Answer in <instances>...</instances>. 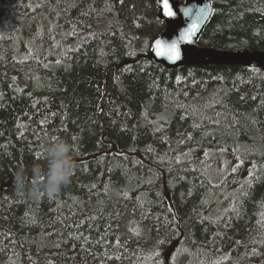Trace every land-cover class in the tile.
<instances>
[{
    "label": "trees",
    "instance_id": "trees-1",
    "mask_svg": "<svg viewBox=\"0 0 264 264\" xmlns=\"http://www.w3.org/2000/svg\"><path fill=\"white\" fill-rule=\"evenodd\" d=\"M209 1L198 46L264 49V0ZM32 2L72 37L106 4L117 24L56 60L0 38V264H184L188 250L264 264V71L152 62L155 0ZM53 136L75 167L50 197L37 172ZM212 144L240 161L216 182L194 158Z\"/></svg>",
    "mask_w": 264,
    "mask_h": 264
},
{
    "label": "rangeland",
    "instance_id": "rangeland-1",
    "mask_svg": "<svg viewBox=\"0 0 264 264\" xmlns=\"http://www.w3.org/2000/svg\"><path fill=\"white\" fill-rule=\"evenodd\" d=\"M38 6L39 3L32 0H0V38H9L14 35L16 40L19 39L21 57L35 55L42 60L59 59L64 54V50L68 51L77 47L85 39L99 38L117 24L112 4H106L89 29L80 31L72 37V30L57 31L55 24L38 12ZM192 104H196L194 100ZM195 106H197L195 116H198L200 107ZM213 113L211 111L209 115ZM194 158L197 165L215 182L220 181L240 163L231 147L217 144L199 148ZM178 250L179 248L177 252ZM170 257L168 264H170ZM186 259L184 264H214L217 257L188 250Z\"/></svg>",
    "mask_w": 264,
    "mask_h": 264
},
{
    "label": "water",
    "instance_id": "water-1",
    "mask_svg": "<svg viewBox=\"0 0 264 264\" xmlns=\"http://www.w3.org/2000/svg\"><path fill=\"white\" fill-rule=\"evenodd\" d=\"M169 3L175 13L172 17L165 15L162 0H155L158 17L164 20L165 28L151 42L147 54L149 60L160 64L165 70L201 65L248 66L252 62L264 70V49H220L197 45V39L211 16L212 5L209 0H183L182 2L169 0ZM199 9H203L206 15H196L195 13ZM193 21L199 26L190 41H180L181 55L179 60H171L156 55L157 40L165 44L171 43L178 39L184 29L188 28Z\"/></svg>",
    "mask_w": 264,
    "mask_h": 264
},
{
    "label": "clouds",
    "instance_id": "clouds-1",
    "mask_svg": "<svg viewBox=\"0 0 264 264\" xmlns=\"http://www.w3.org/2000/svg\"><path fill=\"white\" fill-rule=\"evenodd\" d=\"M44 170L37 172L40 188L48 196H55L67 186L73 174L74 145L63 137H51L43 145Z\"/></svg>",
    "mask_w": 264,
    "mask_h": 264
},
{
    "label": "snow or ice",
    "instance_id": "snow-or-ice-1",
    "mask_svg": "<svg viewBox=\"0 0 264 264\" xmlns=\"http://www.w3.org/2000/svg\"><path fill=\"white\" fill-rule=\"evenodd\" d=\"M121 3H123V0H121ZM162 6L165 12V15L172 17L175 13L172 10V7L170 6L169 0H162ZM196 15H206V13L204 12L203 9H199L196 13ZM198 24L193 21V23L186 29H184V31L182 32V34L178 37V39L173 40L171 43H163L160 40L156 41V55L158 56H162V57H166L168 59L171 60H179L180 59V41L181 40H191V37L195 34L197 28H198ZM73 139H75V137H73ZM236 169L233 168V171H235ZM251 175V173L249 174ZM133 231H136L135 229H133Z\"/></svg>",
    "mask_w": 264,
    "mask_h": 264
},
{
    "label": "bare ground",
    "instance_id": "bare-ground-1",
    "mask_svg": "<svg viewBox=\"0 0 264 264\" xmlns=\"http://www.w3.org/2000/svg\"><path fill=\"white\" fill-rule=\"evenodd\" d=\"M255 64L257 67H259L256 63L252 62L250 65ZM249 66V65H248ZM261 68V67H259ZM262 69V68H261ZM263 70V69H262ZM264 71V70H263Z\"/></svg>",
    "mask_w": 264,
    "mask_h": 264
}]
</instances>
